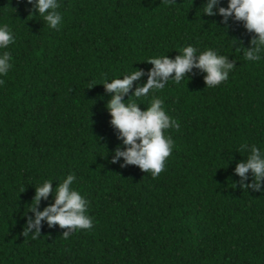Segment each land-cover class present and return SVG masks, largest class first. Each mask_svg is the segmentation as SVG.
I'll return each mask as SVG.
<instances>
[{
    "label": "trees",
    "instance_id": "trees-1",
    "mask_svg": "<svg viewBox=\"0 0 264 264\" xmlns=\"http://www.w3.org/2000/svg\"><path fill=\"white\" fill-rule=\"evenodd\" d=\"M58 2L63 20L52 29L28 0H0V24L15 35L0 50L13 65L0 77V264H264V190L243 187L234 171L252 145L264 152V58L244 57L257 34L234 17L225 24L218 8L228 0L216 15L203 13L206 0ZM188 45L236 67L215 87L194 69L140 98L147 74L135 81L126 103L144 110L161 98L180 130H166L175 144L155 178L112 163L122 140L102 83L147 73L149 58ZM69 174L93 227L64 238L66 228L44 222L40 235H24L36 186Z\"/></svg>",
    "mask_w": 264,
    "mask_h": 264
},
{
    "label": "clouds",
    "instance_id": "clouds-1",
    "mask_svg": "<svg viewBox=\"0 0 264 264\" xmlns=\"http://www.w3.org/2000/svg\"><path fill=\"white\" fill-rule=\"evenodd\" d=\"M35 9V14L45 21L52 29H57L63 20L58 11V0H28ZM175 0H168L174 3ZM221 0H206L203 13L216 15L217 5ZM218 14L224 18L225 24L230 18L243 21L246 29L255 35L251 40L252 47L246 48L244 57L248 61L258 62L264 58V0H228L227 7L220 6ZM15 42V35L7 24H0V50L7 49ZM9 51L0 52V77L6 76L13 67ZM152 65L150 69H140L102 83L105 90L112 94L107 102V109L112 117L111 124L118 132V138L122 140V146L114 150L112 163L123 162L121 167L128 165L138 166L141 170L157 177L165 169V161L171 155L174 148V140L171 135H166V130H180V123L172 118L164 109V101L154 97L150 105L142 110L140 104L132 102L130 98L126 103L124 97L138 81L147 74V81L138 85L132 96L140 98L147 96L152 90H162L172 80L180 84L187 73L199 69L205 73L204 80L207 87H215L228 80L229 74L236 67L235 60H229L227 56L219 54L218 50L208 48L202 52L192 45L179 50V55L170 58L168 55L151 57L147 60ZM174 73V75H173ZM4 83L0 79V85ZM92 87V86H91ZM247 149L248 145H243ZM253 180H249V171ZM235 173L241 178L243 187L256 191L264 190V152L252 145L250 155L246 160L237 163ZM76 176L67 175L62 183L53 188L54 180H45L36 186L34 196L35 206L31 209L34 218L28 217L24 228V235L33 233L40 235L44 222L49 227L59 225L66 228L64 238H68L75 230H87L93 227V218L88 214V200L72 187ZM52 194L54 202L43 210L38 209L42 198L47 200ZM34 230V231H33Z\"/></svg>",
    "mask_w": 264,
    "mask_h": 264
}]
</instances>
